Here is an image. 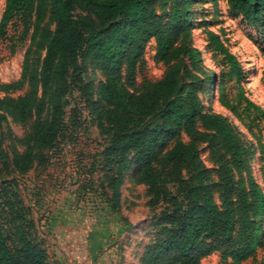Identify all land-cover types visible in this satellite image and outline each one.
Returning <instances> with one entry per match:
<instances>
[{"label": "trees", "instance_id": "16d2710c", "mask_svg": "<svg viewBox=\"0 0 264 264\" xmlns=\"http://www.w3.org/2000/svg\"><path fill=\"white\" fill-rule=\"evenodd\" d=\"M167 2L163 0L162 9ZM226 2L249 25L264 20V0ZM189 7L190 0H171L169 13L160 14L156 0H5L0 40L14 26L18 40L29 33L30 42L19 77L0 83V124L8 117L32 120L22 140L25 150L13 157L14 168L26 171L35 150L51 147L59 135L67 87L93 101L94 85L81 77L82 65L89 62L102 75L94 108L97 128L107 136L103 155L111 166L105 179L113 203L118 205L124 174L134 166L153 203L165 204L158 218L160 237L146 247L142 264H200L216 251L226 264H244L263 245L264 191L254 180L250 148L236 127L227 117L204 111L193 72L201 63V51L187 44ZM205 32L212 52L227 67L221 104L248 129L256 119L264 122V108L243 92L240 62L218 34ZM151 38L156 42L154 59L168 67L161 78L143 80L139 89L130 91L127 85H134L138 61ZM38 50L43 53L35 57ZM228 81L236 86L235 103L224 89ZM198 142H207L218 164L215 182ZM1 197L12 211L19 202L9 186H0ZM19 211L17 207L13 238L0 228V264H49Z\"/></svg>", "mask_w": 264, "mask_h": 264}, {"label": "rangeland", "instance_id": "374dc122", "mask_svg": "<svg viewBox=\"0 0 264 264\" xmlns=\"http://www.w3.org/2000/svg\"><path fill=\"white\" fill-rule=\"evenodd\" d=\"M162 2L156 0V10L168 14L171 0L165 9ZM4 3L5 0H0V17ZM189 12L191 31L187 44L201 51V63L193 72L199 78L198 93L204 111L221 114L236 127L250 148L254 180L264 191V122L256 119L248 129L221 104L222 78L227 67L220 60L221 55L212 52L205 32L218 34L236 56L243 70L244 94L264 108V20L249 25L229 9L226 0H190ZM18 35L19 31L10 26L7 38L12 36L13 41L0 40V83L14 81L20 75L30 39L29 33L20 40ZM180 38L181 35L176 44ZM155 50L156 42L151 38L138 61L134 85H127L130 91L139 89L143 80H157L164 74L168 65L154 59ZM42 53L38 50L35 57ZM81 77L94 85L93 101L81 96L73 86L67 87L68 104L59 135L51 147L35 150V158L26 171L14 168L13 157L25 150L22 140L29 135L32 120L19 122L8 117L1 122L0 186H9L18 195L19 202L12 211L0 198V228L9 238L14 237L18 223L15 210L20 207L25 229L44 249L49 264H142L146 247L160 237L158 218L165 204L153 203L147 186L138 181L134 166L124 174L118 205L113 203L112 190L105 179L111 166L106 164L103 155L107 136L97 128L94 108L99 100L96 86L102 75L86 62L82 65ZM224 89L227 98L235 103V84L228 81ZM181 138L189 141L185 134ZM197 146L215 182L218 164L212 159L207 142H198ZM164 186L176 191L171 184ZM214 199L221 203L218 192H214ZM262 237L263 245L244 264H264V215ZM200 264L226 262L216 251L202 257Z\"/></svg>", "mask_w": 264, "mask_h": 264}]
</instances>
